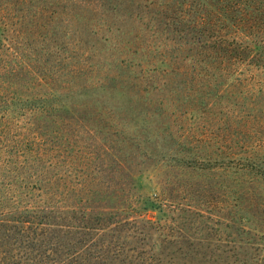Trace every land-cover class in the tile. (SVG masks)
<instances>
[{"label":"rangeland","instance_id":"rangeland-1","mask_svg":"<svg viewBox=\"0 0 264 264\" xmlns=\"http://www.w3.org/2000/svg\"><path fill=\"white\" fill-rule=\"evenodd\" d=\"M96 36L88 54L76 40L51 45L64 58L56 86L0 91V264H264L257 47L209 71L178 56L182 87L156 95L132 76L164 78L158 39L133 52L113 47L114 28ZM86 55L110 68L68 72ZM106 71L124 79L109 87Z\"/></svg>","mask_w":264,"mask_h":264},{"label":"trees","instance_id":"trees-1","mask_svg":"<svg viewBox=\"0 0 264 264\" xmlns=\"http://www.w3.org/2000/svg\"><path fill=\"white\" fill-rule=\"evenodd\" d=\"M103 27L117 31L113 47L128 44L133 52L141 41L158 39V53L169 56L171 65L163 69L164 78L157 75L156 67L135 68L132 76L157 90L156 95L182 87L181 81L173 79L186 65L178 56H191L186 69L200 65L205 71L216 67L219 56L243 55L253 45L254 54L264 59V0H0V39L6 40L0 41V56L21 58L11 63L0 60V91L56 86L60 68L55 63L64 58L53 62L51 45L76 40L88 54L101 41L96 34ZM230 36L245 43L231 44ZM68 67V72L85 74L110 65L104 57L86 55L77 56ZM119 79L124 78L107 71L100 78L109 81V87ZM254 159L263 167L264 157Z\"/></svg>","mask_w":264,"mask_h":264}]
</instances>
